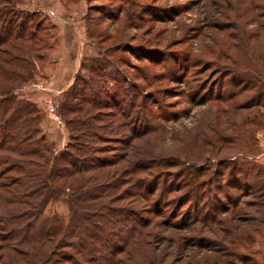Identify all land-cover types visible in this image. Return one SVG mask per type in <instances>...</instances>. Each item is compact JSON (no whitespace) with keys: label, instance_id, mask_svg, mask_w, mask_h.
Masks as SVG:
<instances>
[{"label":"trees","instance_id":"16d2710c","mask_svg":"<svg viewBox=\"0 0 264 264\" xmlns=\"http://www.w3.org/2000/svg\"><path fill=\"white\" fill-rule=\"evenodd\" d=\"M24 1L0 0V264H258L239 251L255 237L264 264V165L253 154L212 163L214 149L194 153L180 136L167 146L164 123L182 114L164 110L170 95L160 83L167 78L141 70L148 92L120 70L103 74L120 45L101 47L105 32L86 12L83 30L97 53L80 61L58 101L55 115L67 142L55 147L41 130L44 112L20 90L44 66L56 28L20 8ZM60 1L71 9L81 0ZM231 1L235 20L255 26L242 39L230 34V72L195 89L199 98L208 89L216 103L209 133L220 114L235 143L246 141L244 130L255 136L264 127V4ZM156 57L139 59L167 67L170 58L171 82H189L179 73L191 68L200 74V63L185 55ZM84 68L103 77L86 79L78 73ZM216 87L230 94L213 96ZM212 142L201 138L200 145L208 149ZM220 149L219 155L230 150ZM57 204L64 212L54 210Z\"/></svg>","mask_w":264,"mask_h":264},{"label":"rangeland","instance_id":"374dc122","mask_svg":"<svg viewBox=\"0 0 264 264\" xmlns=\"http://www.w3.org/2000/svg\"><path fill=\"white\" fill-rule=\"evenodd\" d=\"M248 2L249 0H242L241 5L244 7L249 4ZM231 4L234 7L235 2L231 0H87L84 2L81 0L72 5L73 7L70 5L71 9H68L60 0H25L19 7L30 12H38L45 18L44 23L50 27L54 26L56 29L51 31L54 34L56 32L57 42L46 54L44 66L38 70L34 82L27 84L20 90V94L33 101L44 112V119L40 125L42 132L57 149L63 148L67 142V133L56 117L55 109L63 91L73 81L80 61L92 58L97 53L96 45L88 39L83 30L82 15L86 12L94 25L100 26L105 32V42L101 47L113 50L114 45H120L119 52L111 53L110 60L106 62L111 67H105L106 71L103 74L114 73L115 69L120 70L121 74L128 77L130 83L134 82L148 92L153 89L139 79L138 75L143 74L141 70L148 74L164 75L167 78L160 83L161 90L168 89L170 95L165 99L170 105L164 110L170 114L174 111H182L179 118H172L164 123L165 132L161 134L167 146L172 144L175 136H180L186 148L194 153L200 154L201 147L207 152L214 149L212 163H218L222 159L230 160L236 155L243 158L242 156L253 154L252 160L264 165V141L261 139V136H264V127L257 130L255 136L253 130L246 129L244 130L246 141L241 139L240 142L230 143V130L224 124L226 120L217 113L218 116L213 120V129H211L214 132L209 133L207 119L210 116V106L216 103L213 102L214 100H208V89L206 93H202L201 98L197 96L195 89L197 86L198 90L205 86L209 88L218 80L220 73L224 75L230 72V34L242 39L247 32L245 28L248 30L255 26L248 24L243 26L246 24L245 17L236 21ZM253 4L259 6L264 3L253 0ZM97 10L101 11L100 15L97 14ZM257 14H261V11ZM259 20L264 21V19ZM231 22L233 29H230ZM168 54L185 55L191 62L200 63L197 67L200 70L199 75L195 76L196 69L192 68L189 72L179 73L181 77L190 78L189 82L185 80L188 88L184 85L185 82L184 84L171 82L173 69L168 66L170 62L172 63L170 58H165L164 66L167 67H158L155 63L152 65L146 58L139 59L145 56L154 57L157 62L156 56L161 58V55ZM207 54L210 56L208 57ZM240 56L238 55L236 60L243 66L246 61ZM206 62L213 65L209 67L204 64ZM218 70H220L219 74H217ZM78 73L92 80L103 77V74L99 77L96 74L92 75L87 68ZM114 88L111 87L109 90ZM215 90L213 96L219 93L223 96L230 94L229 91H221L217 87ZM222 105L227 106L226 103ZM218 135L219 137L226 135L228 140L217 141ZM201 138L212 139V148L207 149L204 144L200 145ZM226 146L230 150L223 149L219 155L220 148ZM53 208L57 212H64L60 204ZM255 238V243H248L245 249L241 247L239 251L252 255L258 264H262L258 254L262 250L261 240L259 237ZM227 259L230 260V257ZM225 263L229 264L227 261Z\"/></svg>","mask_w":264,"mask_h":264},{"label":"crops","instance_id":"0c3cea01","mask_svg":"<svg viewBox=\"0 0 264 264\" xmlns=\"http://www.w3.org/2000/svg\"><path fill=\"white\" fill-rule=\"evenodd\" d=\"M263 138H264V136L262 135V136H261V139H262V141H264V139H263Z\"/></svg>","mask_w":264,"mask_h":264}]
</instances>
